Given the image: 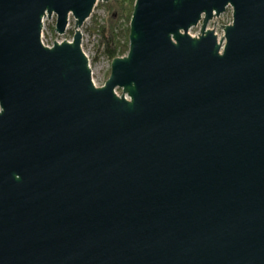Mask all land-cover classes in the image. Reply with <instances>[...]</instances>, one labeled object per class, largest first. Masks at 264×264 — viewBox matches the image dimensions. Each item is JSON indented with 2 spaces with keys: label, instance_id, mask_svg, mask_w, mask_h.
Here are the masks:
<instances>
[{
  "label": "water",
  "instance_id": "1",
  "mask_svg": "<svg viewBox=\"0 0 264 264\" xmlns=\"http://www.w3.org/2000/svg\"><path fill=\"white\" fill-rule=\"evenodd\" d=\"M109 1L0 0V264H264V0H134L100 86Z\"/></svg>",
  "mask_w": 264,
  "mask_h": 264
},
{
  "label": "rangeland",
  "instance_id": "2",
  "mask_svg": "<svg viewBox=\"0 0 264 264\" xmlns=\"http://www.w3.org/2000/svg\"><path fill=\"white\" fill-rule=\"evenodd\" d=\"M105 3H98L90 18L84 23L81 28L82 38L85 44V48L87 51V55L90 62L91 72H92V80L94 84L103 86L106 80L110 75V64L111 60L102 53L100 46V29L106 25L107 19V11L103 6ZM134 5V4H133ZM69 26L66 32L59 36L55 33V16L51 19L44 20L43 30H42V38L44 44L47 46H52L54 42H62V41H71L73 37V28H74V19L72 16L69 17ZM97 22L96 28H94L93 23ZM224 21H232V9L229 7L226 9L225 13L220 15L217 19H213V21L209 22L207 25L208 29H213L217 34L218 39L222 38L223 32L220 29ZM200 31V25L197 28H194L189 31L191 36H197ZM117 94H121L120 90L116 91Z\"/></svg>",
  "mask_w": 264,
  "mask_h": 264
},
{
  "label": "trees",
  "instance_id": "3",
  "mask_svg": "<svg viewBox=\"0 0 264 264\" xmlns=\"http://www.w3.org/2000/svg\"><path fill=\"white\" fill-rule=\"evenodd\" d=\"M134 0H110L103 4L107 11L106 25L100 29L102 53L111 61L124 56L128 51L129 23ZM94 21L93 27L96 28Z\"/></svg>",
  "mask_w": 264,
  "mask_h": 264
},
{
  "label": "built area",
  "instance_id": "4",
  "mask_svg": "<svg viewBox=\"0 0 264 264\" xmlns=\"http://www.w3.org/2000/svg\"><path fill=\"white\" fill-rule=\"evenodd\" d=\"M41 42H43V38H41ZM44 43V42H43ZM50 47V46H49Z\"/></svg>",
  "mask_w": 264,
  "mask_h": 264
}]
</instances>
